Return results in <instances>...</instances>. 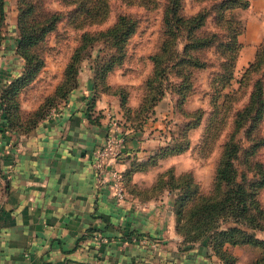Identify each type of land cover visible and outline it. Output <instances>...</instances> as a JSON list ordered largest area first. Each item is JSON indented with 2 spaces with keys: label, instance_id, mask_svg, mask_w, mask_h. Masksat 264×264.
I'll return each instance as SVG.
<instances>
[{
  "label": "trees",
  "instance_id": "16d2710c",
  "mask_svg": "<svg viewBox=\"0 0 264 264\" xmlns=\"http://www.w3.org/2000/svg\"><path fill=\"white\" fill-rule=\"evenodd\" d=\"M18 1V35L15 53L23 62L22 70L18 76L0 89V131L8 133L27 134L51 110L66 103L69 93L77 85V63L81 57L79 52L100 38H105L113 48V53L98 70L91 73L90 93L84 102L85 111H92L99 94H115L124 118L123 123L117 122L124 143V132L126 130L140 131L141 126L152 113L154 105L167 91L174 94L173 111L176 110L175 113L178 112L185 118L188 113L181 109V106L192 94L191 70L206 68L204 59L199 58L195 52L210 46L222 48L219 70L212 73L210 111L206 128L212 127L219 121L222 122L226 117L229 119L231 130L219 146L220 150L209 188L201 191L200 184L192 180L189 171L174 175L171 168L157 173L152 184L147 188H138L129 182L132 172L144 171L149 166H154L158 159L179 154L187 148V140L182 139L174 144L175 136L171 137V135L168 142L157 147L145 161H135L133 154L127 152L124 147L123 156L118 163L129 160L130 164L126 169H120L121 185L125 196L137 197L140 201L155 199L163 191L173 192L171 211L174 216L175 231L181 237L183 248L188 249L194 244H203L221 264H235V257L227 251L225 246L247 245L258 248L260 252L248 264H264V239H259L254 234L256 230H264V210L258 200V193L264 188V170L260 162L254 159L249 160L258 147L264 146V137L257 135L254 131L261 122L264 123V78L258 75L251 82L246 100L238 108L232 107L235 92H222L232 79V70L240 47L237 35L243 30L242 24H238V20L231 16V11L245 9L249 4L248 0H211L207 8L202 7L190 16L181 14V0H164L160 26L162 38L157 48L147 56L151 69L138 86V89L142 91L141 95L139 94L138 105L134 109H131L126 102L129 88L109 85L107 75L118 68L123 61L125 45L136 30L135 18L126 13H118L114 21L104 29L82 32L79 43L65 66L63 79L55 89V94H58L60 99L42 115H36L34 112L32 116L36 119L31 120L29 124L26 123L21 130L15 127L18 120L15 97L18 91L27 86L42 68L43 58L36 51V47L54 28L62 14L58 11H41L39 0ZM59 1L65 6H70L65 14L72 24H100L109 12V0ZM144 1L120 0L124 5H137L138 2L142 4ZM209 11L214 14L215 19L223 20L221 23L223 32L227 34L223 45L214 44V33L208 34L201 30ZM3 17V0H0V25ZM179 41L182 45L177 50L175 45ZM263 65L264 42H261L241 78L249 79L251 74L259 72L260 69L264 76ZM170 72H173L176 77L173 82L170 81ZM98 85H102L101 89L97 88ZM200 117V111L195 110L192 121L185 122L182 128L184 130L195 128L199 124ZM239 130H243L249 140L248 147L240 156H238L241 151L239 142L235 139V134ZM253 131L254 134H252ZM180 137H184V132ZM239 158L246 166L244 170L252 169L253 173L250 177H246L244 170L236 169L234 162Z\"/></svg>",
  "mask_w": 264,
  "mask_h": 264
},
{
  "label": "crops",
  "instance_id": "0c3cea01",
  "mask_svg": "<svg viewBox=\"0 0 264 264\" xmlns=\"http://www.w3.org/2000/svg\"><path fill=\"white\" fill-rule=\"evenodd\" d=\"M248 3L240 17L244 29L238 36L235 70L252 59L264 39V0ZM139 81L120 72L107 77L109 85L129 88L131 109L137 106L134 90ZM89 93L90 74L79 73L66 103L27 134L0 131V264H221L203 244L183 248L168 192L142 201L129 195L117 203L111 191L97 183L90 153L101 144L110 124L123 123L124 118L119 100L110 94H99L92 111L86 112ZM171 109L166 94L140 131L124 132L125 149L135 161L147 160L168 142L163 120ZM177 156L132 172L129 182L149 187ZM129 164V160L117 163V169ZM225 247L235 264L250 262L239 258L247 246Z\"/></svg>",
  "mask_w": 264,
  "mask_h": 264
},
{
  "label": "rangeland",
  "instance_id": "374dc122",
  "mask_svg": "<svg viewBox=\"0 0 264 264\" xmlns=\"http://www.w3.org/2000/svg\"><path fill=\"white\" fill-rule=\"evenodd\" d=\"M163 2L165 1L145 0L142 4L138 2L137 5H124L120 0H109V12L106 19L100 24L88 25L84 23H70L65 14L69 11L70 6L63 5L59 0H39L38 4L41 11H58L62 14V17L56 22L54 28L46 34L43 41L36 47V51L40 53L43 58L42 68L27 86L18 91L15 97L17 101L16 113L18 115V120L15 124L16 129L21 130L26 123L29 124L31 120L36 119L32 116L34 112L36 115H42L51 105L60 99L59 95L55 94V89L63 79L65 66L74 48L79 43L81 33L84 31L92 32L98 29H104L114 21L118 13H126L134 17L137 25L135 32L125 45V56L121 65L108 73L107 77L114 72H120L130 79L140 80L134 90V96L138 105L139 94L141 95L142 91L138 89V86L143 82L151 69V63L147 59V56L157 48L156 46L162 38L160 26ZM210 2L211 0H181V14L184 16L193 15L202 7L207 8L211 4ZM3 9L4 17L0 25V79H3L4 82L0 80V82H2L0 83V89L20 74L23 63L21 58L15 53V44L18 35L17 16L19 1L3 0ZM242 11L243 9H235L231 11V16L238 20V24H242L244 29L243 22L240 18ZM222 22V19H215L214 14L209 11L202 25L201 30L203 32L215 34L214 44L219 43L223 45L225 42L224 37L227 36V34L223 32ZM240 34L237 35V42ZM261 42H264V39H262ZM176 45L175 48L179 50L182 42L179 41ZM221 51V47L210 46L195 52L199 58L204 59L206 68L191 70L190 83L192 86V94L181 106V109L186 111L188 115L184 118L178 112L175 113L176 110L173 111L174 109H171L172 113L169 118L163 120L164 128L168 127L167 132L169 138L170 135L171 137L175 136L174 144L176 142L179 143L182 139L188 141L187 148L183 152L172 155L180 156H177V158L173 160V164L169 167L171 168V172L177 175L184 171H189L192 180L200 184L201 191H205L210 186L220 150L219 146L222 140L226 138V134L231 130L229 119L226 117L222 122L219 121L218 123H214L212 127L206 128V120L210 111L211 78L212 73L218 72L219 70V57H221ZM79 53L81 57L77 63L76 72H78V74L88 72L91 77V73L96 71V69L98 70L111 53H113V48L106 42L105 38H100L93 41ZM254 55L249 62L253 60ZM248 63L243 68L236 70L233 68L232 79L229 81L228 86L224 87L222 90V92H235L232 107L238 108L245 102L250 90V84L258 75H260L262 79L264 78L260 72L261 69L259 72L251 74L249 79L241 78ZM175 80V75L173 72H170V81L173 82ZM101 87L102 85L97 86L98 89H101ZM166 94L172 106L174 103V94L167 91L163 96ZM114 95L115 94H113V96ZM195 110H199L201 113L198 126L193 129L184 130L182 125L185 122L192 121L193 112ZM254 131L257 135L264 137V123L261 122ZM254 131L252 134H254ZM183 132L184 137H180ZM9 134L19 136L14 133ZM235 139L239 142L241 151H239L238 156H240L242 151L248 147L249 140H247L243 130H239L235 134ZM252 159L260 162L264 170V146H260L256 149L254 155L249 158V160ZM234 164L238 171H242L246 167L245 164L241 162L240 158L237 159ZM161 167L162 164L156 169L160 171V169L163 168ZM244 173L246 177H250L253 171L252 169L251 171L244 170ZM172 193L173 192L168 193L170 201L173 200ZM258 200L260 206L264 210V188L259 191ZM254 234L257 238L264 239V230H256ZM247 247L248 250H243L239 253L240 262H245L246 260L251 261L260 254L258 248L251 246Z\"/></svg>",
  "mask_w": 264,
  "mask_h": 264
},
{
  "label": "built area",
  "instance_id": "2783aa9c",
  "mask_svg": "<svg viewBox=\"0 0 264 264\" xmlns=\"http://www.w3.org/2000/svg\"><path fill=\"white\" fill-rule=\"evenodd\" d=\"M124 147L125 143L121 130L117 122L113 121L101 144L90 153L91 166L95 172L97 183L107 187L117 203L125 200L120 170L117 169V163L123 156Z\"/></svg>",
  "mask_w": 264,
  "mask_h": 264
}]
</instances>
